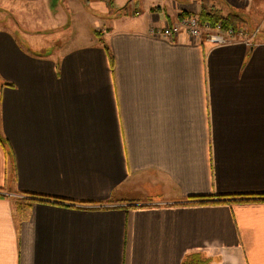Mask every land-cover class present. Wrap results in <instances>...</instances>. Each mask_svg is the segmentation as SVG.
I'll return each mask as SVG.
<instances>
[{"label":"crops","instance_id":"1","mask_svg":"<svg viewBox=\"0 0 264 264\" xmlns=\"http://www.w3.org/2000/svg\"><path fill=\"white\" fill-rule=\"evenodd\" d=\"M15 1L56 4L55 40L0 29V264H264V25L213 46L158 34L210 0Z\"/></svg>","mask_w":264,"mask_h":264},{"label":"rangeland","instance_id":"2","mask_svg":"<svg viewBox=\"0 0 264 264\" xmlns=\"http://www.w3.org/2000/svg\"><path fill=\"white\" fill-rule=\"evenodd\" d=\"M209 1V0H207ZM118 3V0H115ZM214 4H218L222 10H230L241 14L245 19L248 26V31L252 32L254 29H261L264 25V0H210ZM207 6L209 5L206 2ZM58 5V4H57ZM61 7L68 13L69 4L59 3ZM55 5H28L16 2L15 0H0V29L8 27L17 34L24 33L19 36L22 43L28 47L31 45H38V51L41 53H49L52 50V44L55 38H52L49 27L50 12H53ZM131 6L128 5L123 8L122 13L128 14ZM215 9V5L213 6ZM115 8H117L115 6ZM209 8V6L207 7ZM217 9V10H221ZM71 13V12H70ZM70 14L68 15V17ZM81 22V21H80ZM86 21L83 19L81 24ZM58 27L61 29L71 30L72 21L59 22ZM250 26V27H249ZM55 27V28H58ZM250 29V30H249ZM32 38V39H31ZM23 39V40H22ZM59 40V38H57ZM40 46V47H39Z\"/></svg>","mask_w":264,"mask_h":264},{"label":"built area","instance_id":"3","mask_svg":"<svg viewBox=\"0 0 264 264\" xmlns=\"http://www.w3.org/2000/svg\"><path fill=\"white\" fill-rule=\"evenodd\" d=\"M180 30H184L192 38L204 40L213 46L235 42L238 37L247 43L258 31L255 29L250 33L245 26L224 28L220 22L211 25L208 22H201L197 15L191 14L173 24L165 25L163 29L158 30V34L165 38H172Z\"/></svg>","mask_w":264,"mask_h":264},{"label":"trees","instance_id":"4","mask_svg":"<svg viewBox=\"0 0 264 264\" xmlns=\"http://www.w3.org/2000/svg\"><path fill=\"white\" fill-rule=\"evenodd\" d=\"M198 18L201 22H208L211 25H215L217 22H220L221 26H223L224 28L226 27L238 28L240 26L246 27L245 25L246 19L237 12H231L228 15H223L219 10L215 8H211V9L202 8L200 13L198 14ZM29 197L31 198L27 199L26 204H28L29 201L31 200L38 199L33 196H29Z\"/></svg>","mask_w":264,"mask_h":264}]
</instances>
